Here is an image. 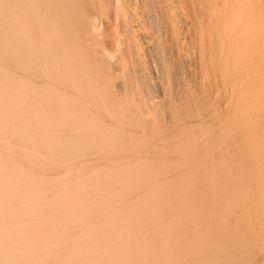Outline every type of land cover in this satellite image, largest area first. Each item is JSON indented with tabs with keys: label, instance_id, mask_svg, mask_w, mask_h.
<instances>
[{
	"label": "bare ground",
	"instance_id": "bare-ground-1",
	"mask_svg": "<svg viewBox=\"0 0 264 264\" xmlns=\"http://www.w3.org/2000/svg\"><path fill=\"white\" fill-rule=\"evenodd\" d=\"M0 264H264V0H0Z\"/></svg>",
	"mask_w": 264,
	"mask_h": 264
}]
</instances>
